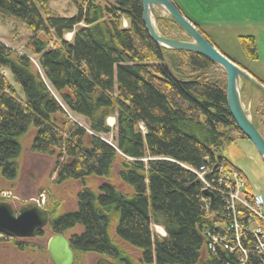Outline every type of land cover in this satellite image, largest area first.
Here are the masks:
<instances>
[{
    "label": "trees",
    "instance_id": "trees-1",
    "mask_svg": "<svg viewBox=\"0 0 264 264\" xmlns=\"http://www.w3.org/2000/svg\"><path fill=\"white\" fill-rule=\"evenodd\" d=\"M49 1L0 0V15L21 20L31 33L24 54L0 42V191L16 179L22 138L33 132L30 149L52 157L54 183L79 185L75 208L59 214L61 200L52 194L44 204L52 234L80 228L69 237L72 264H85L91 253L115 264H264V252L249 250L243 237L235 251L209 248L205 231L231 224V210L223 208L218 170L205 174L215 191L206 210L189 169H235L222 150L246 138L227 107L222 67L159 46L145 28L141 0H72L76 13L69 17L56 16ZM154 24L163 36L188 38L159 9ZM238 43L248 59L257 57L253 36ZM241 96L264 137V90L243 81ZM110 116L112 144L101 137L112 131ZM155 224L165 235L151 229Z\"/></svg>",
    "mask_w": 264,
    "mask_h": 264
},
{
    "label": "rangeland",
    "instance_id": "rangeland-1",
    "mask_svg": "<svg viewBox=\"0 0 264 264\" xmlns=\"http://www.w3.org/2000/svg\"><path fill=\"white\" fill-rule=\"evenodd\" d=\"M49 2L56 16L69 17L76 13V5L72 0H50ZM82 25L80 23L74 29L77 30ZM232 31V29L229 32L216 30L215 32H210L209 35L213 37L212 39L216 43L213 44L228 57L245 66L247 69H254L253 65H250V62L243 54L237 38L231 37L232 35L235 36V30ZM30 35V31L21 20L0 15V42L7 47L16 50L20 54H24L25 50L23 47ZM71 37L72 31L64 33V39L70 40ZM30 58L34 59L32 57ZM33 61L36 63V59ZM4 73L13 84L18 96L22 97L23 94L20 88L14 84L11 74L8 71H4ZM71 117L81 125L86 126L81 116L71 115ZM32 134L33 132H28L22 138V149L18 159L16 179L10 183H3V190L12 192L13 197L10 202L15 207L26 202H34L33 199H37L40 193H44L45 202L47 194H52V200L60 198L61 205L59 206V214L75 208V194L79 185L73 181L62 184L54 183V175L51 174L53 159L52 157L31 151L30 140ZM115 136L116 127L112 124V131L108 134H103L101 137L112 144ZM222 155L234 167L239 168L245 174L254 191H258L264 195V160L260 157L250 140L243 138L227 144L222 150ZM262 213L264 214V207ZM151 229L155 231V225L151 226ZM79 231L80 228L76 226L67 229L64 233L67 236ZM51 234V231L46 230L39 237L30 239L29 243L31 245L27 246V248H23V245L13 244L7 237V239H1L0 264H52L44 246L47 238ZM0 238L4 237L0 234ZM98 256L95 253L88 254L85 258V264H94Z\"/></svg>",
    "mask_w": 264,
    "mask_h": 264
},
{
    "label": "water",
    "instance_id": "water-1",
    "mask_svg": "<svg viewBox=\"0 0 264 264\" xmlns=\"http://www.w3.org/2000/svg\"><path fill=\"white\" fill-rule=\"evenodd\" d=\"M142 18L150 37L159 45L169 49H182L198 53L222 67L226 74V103L235 123L253 144L264 160V137L253 124L248 110L242 102L241 88L243 81L263 89L252 75L223 54L194 23L187 19L172 0H141ZM162 10L171 16L185 31L187 39H174L157 32L154 24L156 10ZM198 182V180H196ZM203 193L213 199V194ZM51 212L36 203L28 202L18 207L8 201H0V233L8 237L30 238L42 229L50 219ZM46 250L52 264H72L74 252L68 238L62 233L50 235ZM94 264H115L99 256Z\"/></svg>",
    "mask_w": 264,
    "mask_h": 264
},
{
    "label": "built area",
    "instance_id": "built-area-1",
    "mask_svg": "<svg viewBox=\"0 0 264 264\" xmlns=\"http://www.w3.org/2000/svg\"><path fill=\"white\" fill-rule=\"evenodd\" d=\"M125 24L126 22L123 21V25ZM189 169L195 173L196 178L200 181L201 188L213 193L214 198L215 191L212 185L206 180L205 174L206 172L212 173L218 170L219 175H216V179L227 197L223 200V208L225 210H231V224L225 223L220 227L216 226L217 228L214 227L205 231L209 237V248L214 250V244H216L220 247L222 246L231 251H235L240 246L241 238L243 237L245 241L248 240L247 242H249V250H254L255 248L264 252V229L262 226V224L264 225V214L262 213L264 196L261 193L248 192L246 190L245 178L236 169L225 168L221 164H218L217 167L212 165L210 167H200L199 169ZM0 195L7 199L12 197L9 191H3ZM34 200L42 205L44 203V196L39 195ZM204 201L205 209H207L209 199L206 197ZM226 216H229V214ZM231 228H233L234 233L232 235ZM254 242L257 244L255 243L254 245Z\"/></svg>",
    "mask_w": 264,
    "mask_h": 264
},
{
    "label": "crops",
    "instance_id": "crops-1",
    "mask_svg": "<svg viewBox=\"0 0 264 264\" xmlns=\"http://www.w3.org/2000/svg\"><path fill=\"white\" fill-rule=\"evenodd\" d=\"M182 14L209 35L216 30H235L234 35L253 36L257 57L248 59L254 69L247 71L264 86V0H172ZM232 31V32H233ZM244 54V53H243ZM258 82V81H257ZM251 88H249L250 90ZM251 91V90H250Z\"/></svg>",
    "mask_w": 264,
    "mask_h": 264
},
{
    "label": "flooded vegetation",
    "instance_id": "flooded-vegetation-1",
    "mask_svg": "<svg viewBox=\"0 0 264 264\" xmlns=\"http://www.w3.org/2000/svg\"><path fill=\"white\" fill-rule=\"evenodd\" d=\"M51 215H52V214H51ZM50 217H51V216H50ZM49 220H50V219H49ZM49 220H48V222L46 223V225H45L42 229L38 230L37 233H36L33 237H30V238H17L18 242H20V243H22V244H28L30 239H33V238L39 237V235H40V234H43L46 230H50V231H51V229L48 228V227H49ZM73 233H76V232H73ZM73 233H71V234H73ZM71 234H69V235L66 236V237L68 238V240H69V237H70ZM47 239H48V238H47ZM46 242H47V241H46ZM69 245H70V240H69ZM44 246H45V249H46V243L44 244ZM70 247H71V245H70ZM71 249L73 250L72 247H71ZM46 253H47V250H46ZM98 257H99V256H98ZM73 262H74V261H73ZM94 263H95V262H94Z\"/></svg>",
    "mask_w": 264,
    "mask_h": 264
},
{
    "label": "bare ground",
    "instance_id": "bare-ground-1",
    "mask_svg": "<svg viewBox=\"0 0 264 264\" xmlns=\"http://www.w3.org/2000/svg\"><path fill=\"white\" fill-rule=\"evenodd\" d=\"M107 123L110 124V125H112L113 124V118L112 117L107 118Z\"/></svg>",
    "mask_w": 264,
    "mask_h": 264
}]
</instances>
